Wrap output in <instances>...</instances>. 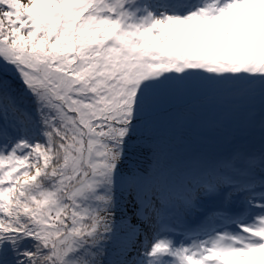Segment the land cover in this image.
I'll list each match as a JSON object with an SVG mask.
<instances>
[{"label":"snow or ice","instance_id":"1","mask_svg":"<svg viewBox=\"0 0 264 264\" xmlns=\"http://www.w3.org/2000/svg\"><path fill=\"white\" fill-rule=\"evenodd\" d=\"M0 264H264V0H0Z\"/></svg>","mask_w":264,"mask_h":264},{"label":"rangeland","instance_id":"2","mask_svg":"<svg viewBox=\"0 0 264 264\" xmlns=\"http://www.w3.org/2000/svg\"><path fill=\"white\" fill-rule=\"evenodd\" d=\"M188 96H191V98H188L186 101L183 97L182 98H173V99L169 100L167 102V104L170 106H174V107L178 106L180 104H181V106H186L188 103H194V102L200 103L201 98L205 99V103L203 102V99L201 101L202 103H200V104H203V111L201 108H199V109L194 108L197 111L198 115H200V113H201V114H203V118L207 117L206 119L203 120V129L201 127V123L195 124V130L192 128L194 123L189 125V127H190L189 129H191L195 133L201 132V131H204L205 133H209V131L207 129L208 126L206 123H209L210 125H211V123L217 124L216 122H211V120L215 121V114L214 113L222 111V110H227L233 106L232 104H228L227 102H224V101H229V99H230L232 103H235L234 98L227 93L207 92L206 94L201 95L200 92H195V93L189 94ZM186 108H190V107H186ZM183 109L184 108H180V110H183ZM170 124H171V122L169 121V119L167 117H162L161 121L158 125L159 131L162 133V131L173 128ZM224 126H225L223 129L224 131H231V132L232 131H234V132H236V131L237 132H243L244 131L243 129L239 128L235 123H232V122L225 123ZM180 135H181V130L177 129L174 136L177 137V139H178ZM216 148H217V150L222 149L221 146L216 147Z\"/></svg>","mask_w":264,"mask_h":264},{"label":"trees","instance_id":"3","mask_svg":"<svg viewBox=\"0 0 264 264\" xmlns=\"http://www.w3.org/2000/svg\"><path fill=\"white\" fill-rule=\"evenodd\" d=\"M162 134H165V135L171 136V135H172V132L167 133V132H165V131H162ZM132 149L135 150V149H139V148H132ZM145 153H146V152H143V153H141V155L144 156V155H146ZM129 161H132V162L134 161L133 158H132V155H131V154H128V162H129Z\"/></svg>","mask_w":264,"mask_h":264}]
</instances>
